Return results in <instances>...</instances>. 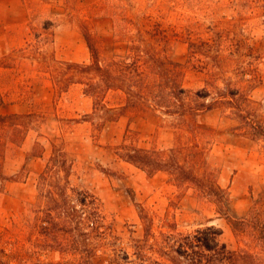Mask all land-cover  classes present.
I'll list each match as a JSON object with an SVG mask.
<instances>
[{
    "label": "rangeland",
    "instance_id": "374dc122",
    "mask_svg": "<svg viewBox=\"0 0 264 264\" xmlns=\"http://www.w3.org/2000/svg\"><path fill=\"white\" fill-rule=\"evenodd\" d=\"M124 18L138 19L150 32L169 35L172 58L186 66L189 43H194L200 62L195 68L188 66L185 87L194 92L213 91L208 87L211 74H221L216 86L226 90L229 83L237 92L247 122L230 105L204 114L199 124L211 130L198 137L173 128V119L159 113L132 122L122 118L100 133L93 123L84 121L93 113V100L81 86L55 99L50 74L33 56L89 63L82 24L96 35L105 60L126 55L123 44L113 37L114 21ZM21 48L32 50L31 55L15 53L10 68L0 69L6 100L2 111L37 113L44 120L2 164L6 175L25 167L27 176L21 182L0 185L1 260L9 264L10 255L16 258L11 264H85L38 245L40 237L23 221L28 204L36 200L37 180L55 142L75 161L72 186L96 196L109 222L117 225L120 243L110 247L120 257L130 256L120 264H135L132 246L144 239L140 206L154 219L156 236L166 232L162 228L165 217L176 221L183 233L215 226L223 231L221 241L229 249L254 252L264 264V235L255 237L251 230L235 233L229 222V218L257 217L264 224V0H0V57ZM108 101L116 103L119 96L111 94ZM128 128L147 148L193 147L201 152L198 172L212 173L229 193L226 208L200 198L194 189H178L165 173L148 178L120 160L113 147L122 142ZM37 142L45 148L39 158L31 155ZM154 241L150 239L151 244ZM101 245L92 264H110Z\"/></svg>",
    "mask_w": 264,
    "mask_h": 264
},
{
    "label": "trees",
    "instance_id": "16d2710c",
    "mask_svg": "<svg viewBox=\"0 0 264 264\" xmlns=\"http://www.w3.org/2000/svg\"><path fill=\"white\" fill-rule=\"evenodd\" d=\"M81 31L90 52L89 63L61 62L42 55L33 56V59L50 74L55 99L68 93L73 86L82 87L84 94L93 100V113L86 115L84 121L93 123L96 131L101 133L106 126L122 118L132 122L136 117L159 113L173 119V128L198 137L201 132L211 130L199 124L200 118L207 112L230 105L236 110L234 114L247 122L237 92L232 91L226 82V90L216 86L221 74H211L212 84L209 83L208 87L211 86L213 91L204 88L194 92L185 87L188 66L195 68L200 62L194 43H189L186 66L172 58L169 35L150 32L138 19L124 18L114 21L113 37L116 43L123 44L126 55L105 60L98 39L89 26L82 24ZM29 48L1 56L0 69L10 68L9 60L15 57V53L29 57L32 52ZM111 94L118 95L119 101L111 104L108 101ZM5 105L0 87V185L26 178L25 167L9 176L3 172L2 164L6 155L20 148L29 132L44 120V116L37 113H4ZM51 145L52 154L37 180L36 200L28 204L23 215L25 226L40 237L37 242L41 247L77 257L82 263L92 264L99 257V243L102 244V255L110 264L129 261L128 253L120 257L110 247V244L120 243L117 242V225L109 222L99 199L89 191L72 186L75 161L62 146L55 142ZM113 150L120 160L143 171L148 178L165 173L178 189H194L200 198L214 200L220 209H225L224 204L229 202V193L212 173L198 172L201 152H195L193 147L147 148L128 128L122 142ZM44 152V146L37 142L31 155L39 158ZM139 218L145 235L139 242L133 239L134 243L138 242L132 246L135 264H262L254 252L229 249L221 241L223 231L215 226L183 233L176 221L165 217L162 228L166 232L156 236L154 219L142 206ZM229 222L235 233L251 230L255 237L264 235V224L257 217L229 218ZM150 239H154V243L151 244ZM7 257L9 264L16 259L10 255ZM0 264L6 262L0 259Z\"/></svg>",
    "mask_w": 264,
    "mask_h": 264
}]
</instances>
